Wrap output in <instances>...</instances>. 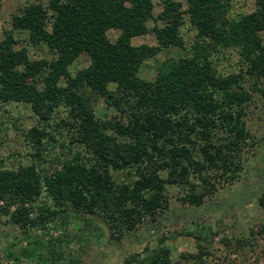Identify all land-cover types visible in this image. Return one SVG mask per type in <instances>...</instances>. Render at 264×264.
<instances>
[{
  "label": "trees",
  "instance_id": "trees-1",
  "mask_svg": "<svg viewBox=\"0 0 264 264\" xmlns=\"http://www.w3.org/2000/svg\"><path fill=\"white\" fill-rule=\"evenodd\" d=\"M184 1L183 8L179 1L162 0L156 16L162 26L153 28L158 45L130 42L147 31L152 0L30 2L11 16L12 30L26 31L29 43L45 44L56 57L31 59L5 31L0 102L27 104L40 121L62 106V123L91 157L77 152L46 172L35 163L6 167L0 158V214L24 231L74 214L119 238L155 220L166 207L167 186L185 188L181 201L199 205L214 190L212 181L236 179L250 136L243 117L251 96L243 75L264 83V0H254V9L236 18L228 17L231 0ZM185 19L195 31L190 53L160 63L153 80L141 78L140 66L161 47L182 46ZM109 29L119 31L114 40L107 37ZM227 48L237 50L243 66L219 73L211 55ZM81 54L88 64L71 74L68 67ZM86 91L108 101L119 117L96 118ZM47 135L52 138L38 126L24 134L38 159ZM131 169L134 178L126 182L111 173ZM42 192L51 205L36 204ZM61 244L58 237L47 240L53 263L63 258ZM138 255L124 264H172L163 245ZM63 264L83 263L68 257Z\"/></svg>",
  "mask_w": 264,
  "mask_h": 264
},
{
  "label": "rangeland",
  "instance_id": "rangeland-1",
  "mask_svg": "<svg viewBox=\"0 0 264 264\" xmlns=\"http://www.w3.org/2000/svg\"><path fill=\"white\" fill-rule=\"evenodd\" d=\"M47 1L0 0V39L5 31L11 30L18 40L15 47L23 46L31 59L55 58L56 53L52 49L43 43L32 45L27 40V32L12 30L10 22L11 16L18 14L24 5L30 2L45 5ZM174 1H179L183 8L186 6L184 0ZM152 2L153 18L145 23L147 31L131 37L132 44H160L153 28L162 26V22L156 19L162 9V0ZM253 9L254 0H231L228 17L236 18ZM118 33L116 29H109L106 34L114 40ZM179 34L182 46L161 47L154 57L140 66L141 78L153 80L160 63L190 53L195 31L189 27L187 19L179 27ZM260 36L264 42V32ZM211 59L219 73L234 72L243 66L234 48L221 49L213 53ZM87 64V57L81 54L68 70L74 74ZM243 77V87L251 96L244 105L243 117L250 136L243 145L241 169L236 179L231 182L211 180L214 190L199 205L181 201V196L187 193L185 188L167 186L166 207L155 216V220L141 224L119 238L109 236L107 229L98 223H85L74 214L66 222L56 219L45 228H30L27 231L0 214V264H63L68 257H79L83 264H124L129 255L138 253L142 257L145 249L159 245L169 249L172 264H264V205L259 203V199L264 200V83L256 82L246 74ZM38 87L41 85L38 84ZM109 88L113 89V86ZM86 92L96 118L119 117V112L108 101ZM66 112L59 106L48 120L40 121L27 104L0 102V158L4 166L35 163L38 169L46 172L77 152L85 160L90 158L91 154L73 140V131L62 123ZM33 126L52 136L42 139L40 159L24 136ZM111 173L120 181L134 178L132 169ZM42 203L52 204L44 192L36 201L37 205ZM50 237L62 239L59 250L63 258L54 263L48 257L47 240Z\"/></svg>",
  "mask_w": 264,
  "mask_h": 264
}]
</instances>
